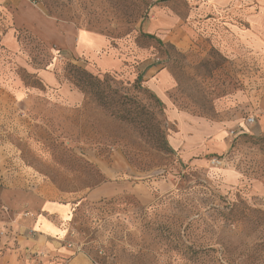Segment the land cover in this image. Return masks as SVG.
Listing matches in <instances>:
<instances>
[{
	"label": "rangeland",
	"instance_id": "374dc122",
	"mask_svg": "<svg viewBox=\"0 0 264 264\" xmlns=\"http://www.w3.org/2000/svg\"><path fill=\"white\" fill-rule=\"evenodd\" d=\"M34 4L106 42L74 54L18 28V51L0 45V231L29 224L40 201L67 200L65 241L93 264H264V51L232 32L246 25L206 0ZM76 67L103 82L81 91ZM63 85L82 100L68 103ZM95 91L105 104L121 96L137 120L111 115ZM170 107L215 121L226 149L189 158L173 148ZM113 182L126 188L87 197Z\"/></svg>",
	"mask_w": 264,
	"mask_h": 264
},
{
	"label": "crops",
	"instance_id": "0c3cea01",
	"mask_svg": "<svg viewBox=\"0 0 264 264\" xmlns=\"http://www.w3.org/2000/svg\"><path fill=\"white\" fill-rule=\"evenodd\" d=\"M206 3L211 6L220 5L225 11L235 13L237 20L246 25L243 29L237 27L236 31H232L235 36L264 51V0H206ZM18 28L29 29L46 43L74 54L94 51L106 42L100 34L76 30L68 24L58 26L34 4V0H0V45H4L13 53L19 49L15 36ZM74 37L76 38L73 39ZM14 55L20 62L21 57ZM37 73L46 85L58 84L52 71L42 69ZM160 76L161 73L158 75V81L161 83H158L156 90L162 95L168 79L166 76ZM60 92L70 104L82 100V94L68 85H63ZM167 115L177 125V131L170 136L171 146L180 149L189 158L219 154L226 149L227 144L215 121H207L172 107L168 108ZM194 162L196 166L205 165L201 159ZM227 171L231 172L226 173L228 178H238L236 171ZM5 176L3 174V178ZM259 186L257 187L260 189L264 185ZM124 188L126 185L122 183H104L91 189L87 197L93 200L110 197ZM129 190L139 194L136 189L130 187ZM72 209V203L67 200L46 199L40 201L30 212L29 224H18V227H14L13 235L0 231V264H93L84 252L74 249L65 241ZM2 227L4 222L0 221V229Z\"/></svg>",
	"mask_w": 264,
	"mask_h": 264
},
{
	"label": "trees",
	"instance_id": "16d2710c",
	"mask_svg": "<svg viewBox=\"0 0 264 264\" xmlns=\"http://www.w3.org/2000/svg\"><path fill=\"white\" fill-rule=\"evenodd\" d=\"M164 1V0H160ZM152 37V35H147ZM76 70H78L77 78H76V86L83 92L89 93L91 91V87L98 85L99 83L103 82V80H100L97 77L92 76L90 73L86 72L80 67H76ZM139 81V76L136 80V83ZM135 83V84H136ZM134 84V85H135ZM117 90H114L113 93H116ZM101 93L95 91L94 93V98L97 103L100 105H104L105 108L109 111L111 115L114 117L120 119V120H126L130 122H135L137 120L138 113L135 111V108H130V109H125L123 110L121 108L123 101H121V96H117L115 100L112 101V103L105 104L102 101V96L100 95ZM153 125L150 124V128H152ZM233 206H230V209L228 212L232 211Z\"/></svg>",
	"mask_w": 264,
	"mask_h": 264
},
{
	"label": "built area",
	"instance_id": "2783aa9c",
	"mask_svg": "<svg viewBox=\"0 0 264 264\" xmlns=\"http://www.w3.org/2000/svg\"><path fill=\"white\" fill-rule=\"evenodd\" d=\"M248 121H249V122H252V121H253V118L250 117V118L248 119ZM230 133L233 134V131H231ZM211 161H212V163H220V162H221V160H219V159H212Z\"/></svg>",
	"mask_w": 264,
	"mask_h": 264
}]
</instances>
